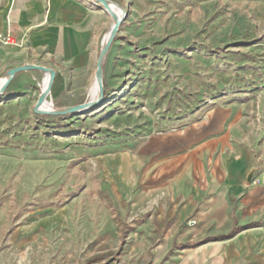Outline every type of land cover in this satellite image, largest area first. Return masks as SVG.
Masks as SVG:
<instances>
[{
	"label": "crops",
	"instance_id": "obj_1",
	"mask_svg": "<svg viewBox=\"0 0 264 264\" xmlns=\"http://www.w3.org/2000/svg\"><path fill=\"white\" fill-rule=\"evenodd\" d=\"M107 1L123 22L103 61L105 89L130 85L132 70L149 54L172 71L181 57L177 40L186 43V49L193 42L188 29L195 18L191 0L180 7V19L174 16L176 0ZM114 23L96 0L5 1L0 6V87L10 70L37 65L56 73L43 112L96 100L98 60ZM5 36H12L18 45L5 44ZM159 46L164 49L157 51ZM48 80L46 72L23 71L12 79L0 103L25 111L17 118L76 117L35 113ZM247 107L231 104L212 110L206 118L214 119L195 128L200 137L187 140L186 145H161L150 166L156 188L159 180L169 186V194L157 201L177 204L178 220L189 221L198 234L232 235L204 245L212 252L205 259L209 264H264V153L260 152L264 146L257 141L261 131L245 127L251 118ZM21 148L26 154L36 153L27 140ZM14 150L13 146L0 149V189L5 192L0 194V264H13L6 253L34 250L51 232L70 229L73 221L74 200L60 208L44 205L50 201L45 194L57 185L50 178V159L42 160L43 179L37 184L34 163L19 168ZM104 159L102 184L109 193L132 194L140 158L120 152ZM4 170L10 174L3 175ZM37 187H42V194L36 195Z\"/></svg>",
	"mask_w": 264,
	"mask_h": 264
},
{
	"label": "rangeland",
	"instance_id": "obj_2",
	"mask_svg": "<svg viewBox=\"0 0 264 264\" xmlns=\"http://www.w3.org/2000/svg\"><path fill=\"white\" fill-rule=\"evenodd\" d=\"M185 4L176 0L175 19ZM189 4L195 9L188 28L193 42L186 49L177 40L181 57L172 71L149 54L132 70L130 85L104 87L103 103L74 118H17L25 111L0 103V149L13 146L19 168L34 163L37 184L42 160L50 159V178L57 185L45 194L50 201L44 205L60 208L74 200L72 227L51 232L34 250L6 253L13 264H209L205 259L212 252L204 245L232 237L198 234L189 221L178 220L177 204L157 201L169 194V186L159 180L156 188L150 166L161 145H186L200 137L195 128L214 119L206 116L231 104L248 106L245 127L260 130L257 141L264 146V0ZM26 140L34 155L21 148ZM120 152L140 158L128 196L112 195L102 184L104 158Z\"/></svg>",
	"mask_w": 264,
	"mask_h": 264
},
{
	"label": "water",
	"instance_id": "obj_3",
	"mask_svg": "<svg viewBox=\"0 0 264 264\" xmlns=\"http://www.w3.org/2000/svg\"><path fill=\"white\" fill-rule=\"evenodd\" d=\"M96 1L103 5V7L111 14V16L115 22L111 31L108 34V37H107L106 42H105V46H104V48L101 52V55L99 57V60H98V65H97L98 69H97V73H96V80H97V84L99 87L98 100L92 101L89 103H84V104L77 105V106H73V107H69V108H65L62 110L53 111V112H43L41 110V107L45 103L46 98L48 97V95L51 91L56 73L52 69H49V68H46L43 66H37V65H26V66L17 67V68L10 70L5 77L6 78L5 82L0 87V96L5 93L10 82L12 81V79L17 74H19L23 71L37 70V71H42V72L48 73L49 82H48L47 88L44 90V92L40 95V97L38 99V102L35 106V113H38V114L47 113V114H51V115H55V116H64V115H68V114H76L79 112H83V111H86L88 109L95 108L98 105H101L104 101L103 61H104V58L106 57L108 51L111 48V45H112V43H113V41H114L118 31H119V28H120L122 22H123V19L121 17H119L114 12L113 8L111 7L110 3L107 0H96ZM123 17H125V14Z\"/></svg>",
	"mask_w": 264,
	"mask_h": 264
},
{
	"label": "built area",
	"instance_id": "obj_4",
	"mask_svg": "<svg viewBox=\"0 0 264 264\" xmlns=\"http://www.w3.org/2000/svg\"><path fill=\"white\" fill-rule=\"evenodd\" d=\"M3 42L5 44L11 45V46H17L18 45L17 41L12 36H5L3 38Z\"/></svg>",
	"mask_w": 264,
	"mask_h": 264
},
{
	"label": "bare ground",
	"instance_id": "obj_5",
	"mask_svg": "<svg viewBox=\"0 0 264 264\" xmlns=\"http://www.w3.org/2000/svg\"><path fill=\"white\" fill-rule=\"evenodd\" d=\"M5 80H6V78H4L3 83L5 82ZM48 82H49V80H48ZM47 86H48V83H47ZM47 86H46V88H47ZM97 86H98V84H97ZM46 88H45V89H46ZM98 96H99V87H98ZM48 112H53V110H48Z\"/></svg>",
	"mask_w": 264,
	"mask_h": 264
}]
</instances>
